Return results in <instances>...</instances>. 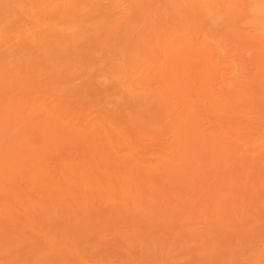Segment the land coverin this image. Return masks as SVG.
<instances>
[{"label":"rangeland","instance_id":"1","mask_svg":"<svg viewBox=\"0 0 264 264\" xmlns=\"http://www.w3.org/2000/svg\"><path fill=\"white\" fill-rule=\"evenodd\" d=\"M0 264H264V0H0Z\"/></svg>","mask_w":264,"mask_h":264},{"label":"bare ground","instance_id":"2","mask_svg":"<svg viewBox=\"0 0 264 264\" xmlns=\"http://www.w3.org/2000/svg\"><path fill=\"white\" fill-rule=\"evenodd\" d=\"M87 1V0H86ZM190 1H192V2H196V3H202V0H190ZM209 5V4H208ZM71 6V5H70ZM65 8V7H64ZM206 8V7H205ZM261 8V7H260ZM200 9V8H199ZM67 10V9H66ZM261 11H263V10H261ZM207 13H209V12H207ZM51 38V37H50Z\"/></svg>","mask_w":264,"mask_h":264}]
</instances>
